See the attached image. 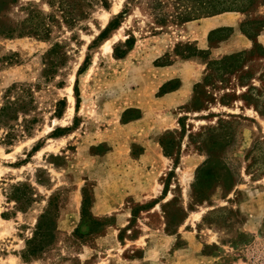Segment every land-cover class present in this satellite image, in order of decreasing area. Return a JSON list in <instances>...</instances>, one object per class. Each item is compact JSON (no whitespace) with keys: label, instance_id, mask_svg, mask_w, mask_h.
Returning <instances> with one entry per match:
<instances>
[{"label":"rangeland","instance_id":"rangeland-1","mask_svg":"<svg viewBox=\"0 0 264 264\" xmlns=\"http://www.w3.org/2000/svg\"><path fill=\"white\" fill-rule=\"evenodd\" d=\"M0 1V21L15 31L0 36V110L16 101L17 91L6 98L14 85L34 97L29 112L0 120V152L10 154L0 156V264H264V50L214 58L226 26L208 32V48L196 42L215 16L264 22V0ZM242 23L240 32L259 27ZM39 24L41 36H18ZM178 46L202 54L182 59ZM169 133L181 141L173 158L160 145ZM210 158L206 191L197 170ZM85 187L109 225L79 233L86 241L75 229L101 225L81 217ZM55 193L59 242L24 263Z\"/></svg>","mask_w":264,"mask_h":264},{"label":"trees","instance_id":"trees-1","mask_svg":"<svg viewBox=\"0 0 264 264\" xmlns=\"http://www.w3.org/2000/svg\"><path fill=\"white\" fill-rule=\"evenodd\" d=\"M6 5L5 1H0V14L4 9V6ZM259 19H248L247 21H245L243 24H252V25H256L259 27L256 29V33L255 34H251L245 30H242V33L247 36L250 40L255 41L256 37L262 32V30L264 29V22L259 23L258 21ZM258 21V22H257ZM120 24H118V21L116 23H111L108 28L106 29V31L109 28L112 29H118ZM229 29V34L224 37L220 42H217L218 44L227 40L231 34L233 33V29L232 28H228ZM224 29H217V31H212L210 33V38L211 36H214V34H217L218 32H221ZM106 31L102 32L99 39L103 38L105 36ZM41 32L40 31V24L38 27H35L33 29H30L29 31H24L22 33H20L18 36H23V35H34V36H41ZM13 34H15V31L13 29H11V27L4 25L2 23V21H0V36H5V37H12ZM217 45V44H216ZM257 48H263L262 45L258 44L257 42H254V47L251 51H243L241 52L244 55H249V56H253V54L255 53V50ZM179 46L176 49V54L178 56H180L182 59H189L192 57H199L202 52L201 50L197 49L196 47H194V49L188 53V55L184 56L181 55L179 52ZM240 53V54H241ZM238 54V55H240ZM236 55V56H238ZM259 58H264V53L260 55ZM89 61H90V57L87 56L83 66L80 70V74L84 71V69L86 67H88L89 65ZM169 65V64H166ZM211 65V63L209 64ZM161 66V65H160ZM164 66V65H162ZM211 68V67H210ZM211 70V69H210ZM209 79V78H208ZM207 84V83H206ZM205 85H197L196 86V91H195V97L192 103V108L194 110H201L202 106H203V87ZM31 86L28 85H21V86H12L11 89H9L7 91V96L6 98L8 99L9 95L12 94L14 91H17V95L18 97L16 98V101L14 102H9L6 106H4L1 110H0V120L3 117H7V115L9 113L11 114H16L18 111H22L24 113H27L31 110V108L33 107L34 104V97L32 94V90H31ZM76 91H78V88L76 87ZM168 91L165 90V86L162 87L161 91H160V95H165ZM10 111V112H9ZM130 112L128 111L129 114ZM140 118V115L138 116H131L128 119L125 120V122H129L135 119ZM180 124L181 121H180ZM183 126V130L182 133L183 135H185V127ZM63 128H57L53 135H56L60 132H63ZM57 137V136H55ZM160 145L164 151V154L167 157H171L173 158L177 152L180 150L181 148V141H177L175 139V136L171 133L169 134H165L161 137L160 139ZM217 145L214 144V146ZM42 146H40V144H37L33 149L32 152L36 153L41 149ZM196 150L203 152L205 150V147L202 145H199L198 147H196ZM208 154L212 153V148L210 147V150H208ZM211 164V158L204 163V165L202 167H200L197 170V180L199 182L200 187L203 190H208L209 187H204L203 184H201L202 180H209L210 179V175H208L209 173V169L212 167ZM94 201H95V197L92 198H88L87 196V187L84 188V198L82 201V208H81V217L82 219H85L86 214L89 215L90 219L92 221H94L97 224H100V228L96 229L93 227H87L85 226L84 229L78 227L77 229H75L74 232V236L78 237L81 240H85L90 238V237H95V236H102V234L105 232L106 228L109 226L108 224H106L107 220H101V219H97L96 217L93 216L92 213V207L94 205ZM63 209V204H60L59 202V195L58 194H53L51 195V197L49 198L48 201V207L47 209L41 214V216L38 219L37 225H36V229L34 231V236L27 241L26 243V248L22 251L21 253V259L24 263H32L33 261H37L39 259H42L43 255L46 253V251H48L49 249L53 248L58 242H59V234H60V230L58 227V223H59V219L61 216V211ZM89 231L87 234H84L86 231ZM81 234L84 235H88V238L83 237Z\"/></svg>","mask_w":264,"mask_h":264},{"label":"crops","instance_id":"crops-1","mask_svg":"<svg viewBox=\"0 0 264 264\" xmlns=\"http://www.w3.org/2000/svg\"><path fill=\"white\" fill-rule=\"evenodd\" d=\"M220 16V17H219ZM215 16L207 21H205L202 24V27L196 31L197 34L199 35V38L196 37V42L197 46L199 49H205L208 48L206 47L207 44L205 43V36L208 34L209 31L215 28L219 27H229L232 28L234 31L231 34V36L215 46L214 48L211 49V56H214V58H220L224 55L227 54H233V53H238V52H243V51H251L254 47V42H257L258 44L262 45L264 48V29L262 32L256 37L255 41L250 40L247 36H245L242 32L239 30V25L243 22L244 19H237V17L233 14H227L224 16H229V17H223L222 15ZM203 30L205 31V35L203 36ZM261 62H264V58H260ZM185 83V80H184ZM164 105L168 104V100H164L163 102ZM0 156L7 158L10 156V154L7 153H2L0 152ZM81 197L78 194L77 199H76V204L78 206L79 201ZM97 204L99 205V201L97 197H95L94 205L92 207V212L95 214V211L98 210ZM105 212L104 214H106ZM78 224V223H77ZM75 225L74 228H76L78 225ZM89 231L87 230L84 234H87Z\"/></svg>","mask_w":264,"mask_h":264},{"label":"bare ground","instance_id":"bare-ground-1","mask_svg":"<svg viewBox=\"0 0 264 264\" xmlns=\"http://www.w3.org/2000/svg\"><path fill=\"white\" fill-rule=\"evenodd\" d=\"M112 43V42H111ZM72 101H74L73 99H72ZM3 223V222H2ZM1 224V223H0Z\"/></svg>","mask_w":264,"mask_h":264}]
</instances>
